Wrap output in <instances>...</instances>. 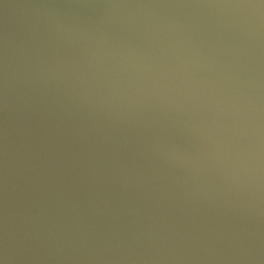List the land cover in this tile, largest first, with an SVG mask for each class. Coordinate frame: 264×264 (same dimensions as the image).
<instances>
[{
  "label": "water",
  "instance_id": "obj_1",
  "mask_svg": "<svg viewBox=\"0 0 264 264\" xmlns=\"http://www.w3.org/2000/svg\"><path fill=\"white\" fill-rule=\"evenodd\" d=\"M0 264H264V0H0Z\"/></svg>",
  "mask_w": 264,
  "mask_h": 264
}]
</instances>
